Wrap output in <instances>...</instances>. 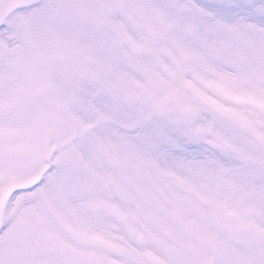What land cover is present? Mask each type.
Returning a JSON list of instances; mask_svg holds the SVG:
<instances>
[{"label":"snow or ice","instance_id":"1","mask_svg":"<svg viewBox=\"0 0 264 264\" xmlns=\"http://www.w3.org/2000/svg\"><path fill=\"white\" fill-rule=\"evenodd\" d=\"M0 264H264V0H0Z\"/></svg>","mask_w":264,"mask_h":264}]
</instances>
